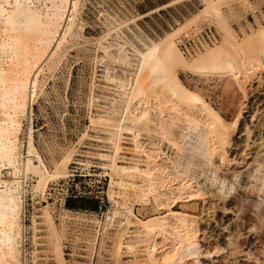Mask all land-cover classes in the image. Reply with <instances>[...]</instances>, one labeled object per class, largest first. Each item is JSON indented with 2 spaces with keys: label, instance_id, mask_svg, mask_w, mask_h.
I'll use <instances>...</instances> for the list:
<instances>
[{
  "label": "rangeland",
  "instance_id": "374dc122",
  "mask_svg": "<svg viewBox=\"0 0 264 264\" xmlns=\"http://www.w3.org/2000/svg\"><path fill=\"white\" fill-rule=\"evenodd\" d=\"M221 2L218 13L225 27L237 41L241 42L243 38L256 33L264 26V0ZM82 3L76 16L75 30L79 35L67 39L61 49V59L55 65V71L45 70L44 75L39 77L40 82L45 80V83L37 88L30 107L31 112L27 108L26 118L23 119L21 132L18 134V152L22 162L26 156L28 119L35 155L41 158L48 172L51 173L59 162L68 158L65 175L48 179L43 193L33 191L36 182L33 175H29L21 185L24 204L20 262L148 264L146 249L150 238L146 232L144 234L141 231L138 220L144 221L162 215L164 211H156L153 204L144 205L139 200L138 192L145 185L140 178L127 179L123 176V185L116 186L118 177L110 175L112 172L108 170L109 162L99 157V154H112L111 142L116 132L110 125L122 119L126 96L134 86L133 82L139 70L141 53L182 25L183 30L180 28L174 36L175 44L182 54L184 51L179 46L180 40L191 38L196 43L207 35H214L218 37L217 44H220L224 30L214 18L199 14L205 7L202 0H82ZM193 16L198 19L195 17V22L185 24L189 19H193ZM204 49L199 52H206L207 48L206 51ZM199 52L191 55L184 53L183 56L190 63L191 58L197 54L199 57L202 55ZM262 52L255 48L247 53L242 50L232 55L220 56V61L250 62L246 66L250 76L246 80L242 79L241 75L238 82L230 73L222 70H212L201 75L183 68L177 69L181 84L202 98L216 112L228 131L231 130V123L240 117L244 110L246 113H243V116H250L246 121L250 134L247 135L244 130L240 135L235 132L236 136H233V139L239 138L237 147L231 145L227 156L229 160L234 161L221 167L215 158L214 166L220 168L215 171L212 167L219 181L226 180L230 186L235 184L236 192L224 202H218L214 198H208L207 201L198 198L189 202H178L173 208L174 211L198 217L196 239L201 250L200 261L205 264H264V194L257 192L264 177L261 182L255 184L250 176L258 167L252 158H259L256 160L262 166L261 175L264 174V48ZM121 53L123 58L120 57ZM257 63H261V67L256 69L254 65ZM140 79L143 83L144 79ZM241 80L245 81L244 86L241 85ZM191 108L195 113L196 108ZM185 109H188V112L190 110L186 107ZM107 118H110V122L104 121ZM101 120L104 121L103 125ZM107 123H110L108 127ZM131 137L125 131L121 133V148L116 156V163L122 166L139 163V168H144L146 159L141 153L133 151ZM161 149L171 157V161H175L178 153L171 144L165 141ZM258 153L260 155L256 156ZM35 155L31 158L37 166ZM243 156L245 161L238 164V168L233 165V162ZM235 166V170L242 173L237 181L231 172ZM209 169L212 171L207 167L204 169L205 173L197 170L198 182L200 185L204 184L206 190L215 191L218 184L212 187L209 183ZM170 180L174 181L172 183L178 181L174 178ZM262 184L264 185V180ZM71 192L91 196L99 204L103 202L104 207L100 212L92 211L91 204L86 201L78 204L79 208L67 209L64 206V198ZM210 202L217 205L213 215L206 211ZM222 206L227 209L226 212L220 209ZM113 208L121 210L119 219L122 225L125 223V217H128L123 208H131L133 214L128 217L130 222L127 228L125 226L126 231L122 230L124 234L121 233L123 236L119 255L115 253V244L121 226L106 218ZM44 210L51 218V225L46 221ZM228 234L232 237V244L225 249L221 240L227 239ZM130 239L135 245H132ZM56 241L58 246L54 244ZM127 245L133 247L129 252ZM56 247L60 248L61 260L54 250ZM218 247L224 250L217 254ZM206 254H210L211 258L206 259ZM187 260L181 264H193L192 260Z\"/></svg>",
  "mask_w": 264,
  "mask_h": 264
},
{
  "label": "bare ground",
  "instance_id": "6f19581e",
  "mask_svg": "<svg viewBox=\"0 0 264 264\" xmlns=\"http://www.w3.org/2000/svg\"><path fill=\"white\" fill-rule=\"evenodd\" d=\"M202 1L205 2V7L199 11V14L214 18L224 30L222 43L206 47L207 51L206 48L204 49L206 52H199L202 55L199 57L197 54L189 63L174 41L178 31L183 30L182 25L181 29L168 33L161 41L153 43L144 53H141L139 70L133 82L134 86L126 96L122 119L114 121L116 124L112 120L114 125H110L116 132L111 142V152L109 151L112 154H99V157L109 162L108 170L112 172L110 175L118 177L119 182L115 183L116 186L123 185L124 179L121 178L123 176L127 179L128 177L140 178L145 185L138 192L139 200L144 205L153 204L156 211H164L162 215H156L144 221L138 220L142 228L140 230L143 233L146 232L150 238L146 249L148 264H181L185 259L192 260L193 264H205L200 261L201 250L196 239L198 233L196 218L198 217L174 211L173 208L178 202H189L198 198L206 201L208 198H214L218 202H224L226 199L219 195L217 188L215 191L213 188V190H206L204 184L203 186L199 184L197 170L205 173V168L214 167L217 171L220 166H214L215 158L221 167L230 165L234 160H229L228 151L231 145L237 147V139H239L238 137L233 139V136H236L235 132L239 134L245 130L247 135L250 134L246 124L250 116H243V113H246L245 110L231 123V130L228 131L216 112L202 98L188 91L181 84L177 77V69L183 68L201 75L212 70H222V72L230 73L237 82L242 76V79L247 80L250 73L248 74L249 68L247 69L246 66L250 62L232 63L229 60L220 61L219 58L222 54L232 55L242 50L247 53L255 48L263 53L264 26L239 42L225 27L218 13L223 0ZM82 4V0H0V264H21L20 246L23 239L21 221L24 204L21 185L29 175H33L36 178L33 191L43 193L48 179L62 177L66 172L68 158L59 162L60 164L58 163L50 173L41 158L35 155L30 119H28L26 156L22 162L18 152V134L21 132L22 121L26 118L27 108L30 111L37 88L45 83V80L40 82L39 77L44 75L45 70L48 72L54 70L61 59V49L68 41L67 39L79 35V32L75 30L76 16ZM195 17L193 16V19H189L185 24L190 25ZM122 55L121 53L120 57ZM122 58L120 60L125 62ZM254 67L256 69L261 67V63L255 64ZM141 77L144 79L143 83H141ZM244 82L243 80L241 85L244 86ZM193 106L196 108L195 113L192 112ZM185 107L192 109L191 113L190 110L186 111L188 109ZM104 121L110 122V118ZM104 121L101 120L100 123L103 125ZM109 124L107 123V127ZM124 131L132 136L133 151L145 157L144 168H139V163H134L132 166L116 163V156L121 148L119 147L120 136ZM165 141L178 153L177 158H174L175 161H171V157L162 152L161 147ZM262 145L261 143L260 146ZM32 155H35L37 159V166L32 162ZM259 155L260 153L256 156ZM244 157L238 159L240 162H233V165L243 163ZM252 159L254 163L257 162L258 167L250 176L257 184L263 179L264 172L262 176L260 171L262 166L256 160L259 158ZM236 166L231 172L237 181L242 173L235 170ZM213 169V173L209 169L211 178H208L212 187L219 185L220 182ZM4 170L6 172L3 173ZM171 178L178 180L177 183H172L174 181L170 180ZM262 182L257 192L264 194ZM108 196L111 199V196ZM215 202H210V207L206 209L209 215H213L217 207ZM131 208H123L128 217L133 215ZM119 209L113 208L112 212L106 215L108 221H116L121 226L116 236V255H119L121 249V236L130 222L126 216L125 223L123 222L122 225L119 219L122 213ZM220 209L223 212L227 211L224 206ZM45 212L44 210L46 221L51 225V218ZM51 232L53 233V230ZM57 240L59 242V238ZM231 240L232 237L229 234L227 239L221 240L225 249L232 244ZM56 243L57 241L54 244L58 246ZM132 245H127L128 252L133 248ZM59 249L54 248L58 253L57 256L60 257ZM220 250L224 249L219 248L216 253L218 254ZM209 257L211 258L210 254L205 258ZM59 259L61 260V257Z\"/></svg>",
  "mask_w": 264,
  "mask_h": 264
},
{
  "label": "built area",
  "instance_id": "2783aa9c",
  "mask_svg": "<svg viewBox=\"0 0 264 264\" xmlns=\"http://www.w3.org/2000/svg\"><path fill=\"white\" fill-rule=\"evenodd\" d=\"M218 42V37L214 35L206 36V38H203L202 41L194 42L191 38H184L183 40L179 41V46L182 48L184 53L191 55V54H196L200 50L208 47V46H213L217 44ZM76 197H85V198H92L91 196H86V194H81V193H76V192H71V194H68L64 198V206H65V201L68 198H76ZM98 203V202H97ZM104 207V203H98V209L97 212H100L102 208Z\"/></svg>",
  "mask_w": 264,
  "mask_h": 264
},
{
  "label": "trees",
  "instance_id": "16d2710c",
  "mask_svg": "<svg viewBox=\"0 0 264 264\" xmlns=\"http://www.w3.org/2000/svg\"><path fill=\"white\" fill-rule=\"evenodd\" d=\"M86 201H87L88 204H91V209L90 210L97 211L98 203L93 198H85V197L68 198L65 201V207L67 209L79 208V206H77V205L86 203Z\"/></svg>",
  "mask_w": 264,
  "mask_h": 264
},
{
  "label": "clouds",
  "instance_id": "9594fccd",
  "mask_svg": "<svg viewBox=\"0 0 264 264\" xmlns=\"http://www.w3.org/2000/svg\"><path fill=\"white\" fill-rule=\"evenodd\" d=\"M235 180V178H234ZM216 187L217 185H213ZM236 192L235 184L229 185L228 181H220L218 185V193L225 199L230 198Z\"/></svg>",
  "mask_w": 264,
  "mask_h": 264
}]
</instances>
